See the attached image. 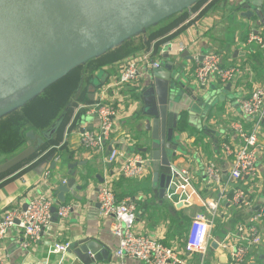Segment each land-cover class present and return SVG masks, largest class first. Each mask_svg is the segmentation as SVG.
Instances as JSON below:
<instances>
[{
  "label": "crops",
  "instance_id": "obj_1",
  "mask_svg": "<svg viewBox=\"0 0 264 264\" xmlns=\"http://www.w3.org/2000/svg\"><path fill=\"white\" fill-rule=\"evenodd\" d=\"M251 1L254 0H206L193 11L163 21L145 34L134 37L109 52L108 54L119 52L127 44H133L130 49L136 48L135 51H129L128 55L104 65L93 74L98 91L95 92L94 100L90 99L92 94H89L90 103L96 102L98 88L104 84L111 85L117 80L124 60L140 55L151 47L156 49L160 47L156 51V59L161 63L167 62L163 58L164 54L161 53V46L167 43L173 45V48L178 46L188 48L187 51L175 57L180 64V67L175 68L179 70L184 66L186 78L183 83L190 90H194L193 85L197 86L194 53L218 52L223 56L224 67L241 69L236 81L230 84V90L227 89L229 84L223 86L218 84L219 88L214 92L218 100L208 102L211 109L207 114H203L198 122L192 121L188 115L189 128L174 131L173 137L170 138L174 145L173 152L176 154L173 165L181 173H187L190 177L191 189L196 193L193 199L185 201V197L181 199L180 196H175L173 200H169L167 195L162 199L159 193L160 185L155 184L150 168L147 176L139 179L117 178L114 175V165L108 162L111 144L129 154L143 155H146L144 152L151 144L150 134L142 132V125H135V116L142 109V94L136 95L133 88L121 90L122 103L116 130L112 136V142L108 143L102 152L87 150L82 146L81 131L84 128L98 131L99 122L97 118L87 115L86 111L80 112L75 117L78 105L90 104L81 101L77 103L78 100H76L68 123L58 137L60 142L58 146L61 147L56 149L57 146L51 145L29 164L7 176L0 177V219L9 210H24L32 198L48 192L50 195L53 193L57 207L71 205L74 207V212L67 219L60 218L57 213L53 214L50 229L44 233L38 244H33L28 249L22 246L25 241L24 232L19 228L10 230L8 235L0 240V255L4 257L6 264H81L71 259L72 253L65 256L54 254L53 246L56 242L73 244L88 237L100 242L104 249L110 252L108 261L96 264H141L130 258H115L119 240L112 234L113 219L100 215L97 202V192L106 182H112L117 196L135 198L138 216L137 231L156 238L168 247H175L186 264H233L223 243L228 236L237 232L238 226L249 224L254 212L264 206V122L258 129L260 155L259 177L256 180L238 183L226 181L223 188L210 187L206 183L204 165L208 162L216 163L224 170L227 179L232 159L227 158L223 146L227 144L236 147L241 144L237 132L233 130V125L241 124L248 132L256 128L257 120L246 117L241 109L242 101L251 98L256 88L264 87V48L257 43L249 44V34L257 28L263 32L264 37V25L257 27L248 19L252 13L256 15L261 13ZM235 15H239L242 19L241 28L236 25ZM183 17L185 18L179 22ZM174 22L178 23L169 34L151 40L153 33ZM167 38L170 39L166 41ZM105 56L107 54L94 60L101 61ZM99 71L100 74L104 72L106 75L104 81L99 79ZM150 79L151 74L148 73L142 84L147 86L151 82ZM88 85L85 80L79 94ZM197 93L203 95L199 90L192 91L194 99L198 96ZM223 97H225L224 100ZM115 101L120 103L117 99ZM25 146L27 147V144ZM51 150L53 153L48 166L43 164L36 168L32 167ZM58 156L60 160L54 165V160ZM11 157L0 155V163ZM75 164L76 167H74ZM48 170L51 173L45 185L44 176ZM68 178H76L77 186L82 189L66 194V203H62L55 196V190L60 182ZM176 179L180 177L175 174V181ZM237 190L244 191L249 206L237 203ZM73 194H76V197ZM212 206L216 208L215 211L211 209ZM198 213L208 217L215 215L213 240L206 256L188 254L184 250L185 239ZM259 228L264 238V222L259 224ZM213 242L218 243L216 248H212ZM246 264H264V243L252 251Z\"/></svg>",
  "mask_w": 264,
  "mask_h": 264
},
{
  "label": "water",
  "instance_id": "obj_2",
  "mask_svg": "<svg viewBox=\"0 0 264 264\" xmlns=\"http://www.w3.org/2000/svg\"><path fill=\"white\" fill-rule=\"evenodd\" d=\"M200 1L0 0V119L23 107L77 67L86 66L163 21L193 11ZM251 3L261 13H252L248 19L262 27L264 0ZM234 20L241 28V17L235 15ZM255 30L263 33L259 28ZM175 57L165 53L163 58L167 62L152 71L151 82L141 95L142 109L135 116V125H142L141 131L150 134L151 144L144 154L148 157L147 167L153 172L155 184L160 185L162 199L167 195L173 173H181L173 165L176 154L170 140L182 115L188 114L180 100L183 96L193 97L194 91L179 80L175 67L180 64ZM227 89H231L230 84ZM95 96L92 94L90 99L94 100ZM197 98L195 100L201 103L203 98ZM61 123L42 135L30 131L27 147L0 163V175L38 155L46 142L56 135ZM111 150L112 147L109 152ZM81 189L76 178H68L60 182L55 196L66 203V194ZM53 213H57V208H53ZM217 245L213 242L211 246L216 248ZM70 253L71 259L81 264H96L110 258V252L90 237L71 244Z\"/></svg>",
  "mask_w": 264,
  "mask_h": 264
},
{
  "label": "built area",
  "instance_id": "obj_3",
  "mask_svg": "<svg viewBox=\"0 0 264 264\" xmlns=\"http://www.w3.org/2000/svg\"><path fill=\"white\" fill-rule=\"evenodd\" d=\"M262 35L256 30L251 31L249 44L257 43L261 48H264ZM159 48L151 47L140 55L124 60L121 63L120 75L117 80L111 85L104 84L99 88L96 102L77 106L75 117L82 110H86L87 115L97 118L99 122L98 131L84 128L80 133L81 144L87 150L102 152L108 143L112 142L121 110V90L133 88L137 90L138 94H142L147 89L149 84L146 86L142 84V81L148 73L152 74L153 70L162 66V63L156 59V51ZM187 50L186 46L173 48L170 43L161 46V53H169L174 56H179ZM193 61L195 83L198 90L201 91L209 89L212 83L222 86L232 84L241 73L240 68L224 67L222 54L215 51L205 54L194 53ZM116 99L120 103H117ZM241 105L242 112L246 117L257 120L256 128L248 132L241 124L233 125V130L237 132L241 144L236 147L227 144L223 146L227 158L232 159V166L227 179L224 170L216 163L208 162L204 165L206 183L210 187L223 188L226 181L227 183L247 182L254 181L259 177L260 144L258 129L264 122V87L256 88L251 98L242 101ZM111 146L112 150L109 152L108 162L112 166L114 165L115 177L139 179L147 176L149 173L148 157L141 153L129 154L113 146V144ZM60 147L57 146L56 149ZM59 160L60 157L58 156L54 163L56 164ZM50 173L49 170L45 173L43 182L45 185H47ZM175 174L180 179L175 181ZM191 188V180L187 173L178 174L174 172L167 198L173 200L175 196H180L181 199L185 197V201H190L196 195ZM236 194L238 196L236 198L237 203L249 206L244 191L237 190ZM97 202L100 215L113 219L112 234L119 240L115 258H130L141 264H186L180 256L181 253L175 247H168L156 238L137 231L138 216L135 198L127 196L119 200L112 182H106L97 192ZM53 208H57V214L62 219H67L74 212V207L71 205L57 207L53 193L51 195L49 192L36 195L29 201L26 210H9L0 219V240L5 238L13 228H19L24 232L23 248L28 249L31 245L38 244L44 233L50 229L54 214ZM211 209L216 210L214 206ZM262 222H264V206L254 212L249 224L238 226L237 232L227 237L223 246L230 254L233 264H246L252 251L264 243L259 228V224ZM214 229L215 215L211 217L203 213L195 215L190 232L185 239V252L206 256L213 240ZM70 248L71 244L56 242L53 246V253L65 256L70 253ZM0 264H6L2 255H0Z\"/></svg>",
  "mask_w": 264,
  "mask_h": 264
},
{
  "label": "trees",
  "instance_id": "obj_4",
  "mask_svg": "<svg viewBox=\"0 0 264 264\" xmlns=\"http://www.w3.org/2000/svg\"><path fill=\"white\" fill-rule=\"evenodd\" d=\"M205 1L206 0H201L197 7L201 6ZM184 18L185 17L180 18L179 22ZM177 23L178 22L170 23L160 31L153 33L151 35V40L169 34L176 27ZM169 39L170 38H167L166 41ZM132 45L133 44H127L126 47L119 51L120 53H113L109 55L108 58L102 59L101 61L92 60L89 63L90 65L88 64V68L87 66L77 67L69 75L47 87L39 96L35 97L23 107L1 118L0 154L8 156L17 154L27 144V134L30 131H34L36 135H42L51 131L62 122L55 137L46 142V145L38 155L43 154L51 145H54V147L58 146L60 144L58 137L68 123L72 112L71 105L76 100H78L77 103H79V101L85 104L88 102L90 103L89 94H94L97 91L98 86L94 84L95 78L93 74L104 65L121 59L122 56L128 55L133 50L135 51L136 48L134 47L130 49ZM85 80L89 85L79 94L80 88L83 86ZM83 111L85 112L86 110H82L81 112ZM188 122V114L184 113L177 123L176 130H186L189 128L187 125ZM52 151L53 150L40 158L32 167L36 168L43 164L48 166L49 159L53 153ZM36 156L32 157L29 161L34 160ZM144 156L146 157V155ZM2 176L3 175H0V177ZM118 199H123V195H118Z\"/></svg>",
  "mask_w": 264,
  "mask_h": 264
},
{
  "label": "rangeland",
  "instance_id": "obj_5",
  "mask_svg": "<svg viewBox=\"0 0 264 264\" xmlns=\"http://www.w3.org/2000/svg\"><path fill=\"white\" fill-rule=\"evenodd\" d=\"M109 55H111V54H107V56H105L104 57V59H106V58H108V56ZM103 57V56H102ZM89 64V63H88ZM86 65L87 66V68H88V66L90 65ZM178 72V74L177 75H179V80L180 81H183V80H185V78H186V73H185V71H184V66L182 67V68H179V70L177 71ZM98 76H99V79L101 80V81H104L105 80V78H106V75L104 74V72H101V74H100V71H99V74H98ZM222 87V86H221ZM193 88H194V91L196 90V92H198V87L196 86H194L193 85ZM218 84H216V83H212L211 84V86H210V88L209 89H207V90H199V92L200 93H202L203 95H199V93H197V95L198 96H196V97H198L197 99L199 100V97L200 98H203V100L201 101V103L200 102H198V101H196L193 97H191V96H189V97H186L185 98V96H183L182 97V99L180 100V103H181V105L183 106V109L184 110H187V112H188V114H189V116H190V119L192 120V121H196V122H198L203 116V114H207V112H209L210 111V109H211V107L209 106V103L208 102H210V101H217L218 100V97L217 96H215V94H214V92H216L217 90H218ZM99 89V88H98ZM222 89V88H221ZM134 90V92L136 93V95H139L138 94V92H137V90L136 89H133ZM98 91V90H97ZM207 95H209L208 97H207ZM228 96H230V93H228ZM77 105V104H76ZM74 107V106H73ZM72 107V109H74ZM24 148H26V146H24L19 152H21ZM0 155H2V154H0ZM2 156H5V155H2ZM7 156V155H6ZM32 161V160H31ZM31 161H27L26 163H24V164H22V165H20L18 168H16L14 171H11V172H15L17 169H19V168H21V167H23L24 165H26V164H29ZM10 172V173H11ZM10 173H7V174H5V175H3V176H7V175H9ZM2 176V177H3Z\"/></svg>",
  "mask_w": 264,
  "mask_h": 264
},
{
  "label": "flooded vegetation",
  "instance_id": "obj_6",
  "mask_svg": "<svg viewBox=\"0 0 264 264\" xmlns=\"http://www.w3.org/2000/svg\"><path fill=\"white\" fill-rule=\"evenodd\" d=\"M6 160H8V159H6ZM5 161V160H4Z\"/></svg>",
  "mask_w": 264,
  "mask_h": 264
}]
</instances>
